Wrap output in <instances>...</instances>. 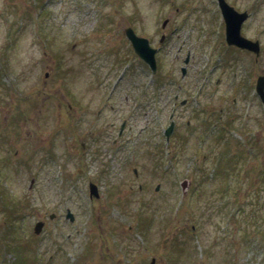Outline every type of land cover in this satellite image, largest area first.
<instances>
[{"label":"rangeland","instance_id":"374dc122","mask_svg":"<svg viewBox=\"0 0 264 264\" xmlns=\"http://www.w3.org/2000/svg\"><path fill=\"white\" fill-rule=\"evenodd\" d=\"M216 10L0 0V264H264V50L259 63L226 50ZM127 25L159 47L155 79Z\"/></svg>","mask_w":264,"mask_h":264},{"label":"water","instance_id":"95a60500","mask_svg":"<svg viewBox=\"0 0 264 264\" xmlns=\"http://www.w3.org/2000/svg\"><path fill=\"white\" fill-rule=\"evenodd\" d=\"M220 5L222 6V10L224 12L225 22H226V39L228 43L236 44L239 46H248L249 41L246 40L240 34V22L242 18H244V13L236 14L233 12V9L230 8L224 0L220 1ZM127 37L130 38L132 45H134L136 51L152 66V69L155 68V61H154V52L155 50L149 47L148 41L145 38L138 37L134 35V32L131 28L126 29ZM264 77H260L257 83L258 93L264 100ZM91 193L97 194L96 186L90 184ZM70 215V212H68ZM72 217V216H71ZM42 222H37L35 225V232H39L41 228Z\"/></svg>","mask_w":264,"mask_h":264},{"label":"flooded vegetation","instance_id":"af4514ba","mask_svg":"<svg viewBox=\"0 0 264 264\" xmlns=\"http://www.w3.org/2000/svg\"><path fill=\"white\" fill-rule=\"evenodd\" d=\"M234 7L236 8L237 5L234 4ZM236 9L247 13V17L242 24V34L248 39L258 42L260 54L256 55L251 51L241 50L237 47H234L233 50L238 53L245 52L252 55L254 61L259 62L261 52L264 50V0H244L242 8L238 7ZM189 55L187 54V56Z\"/></svg>","mask_w":264,"mask_h":264}]
</instances>
